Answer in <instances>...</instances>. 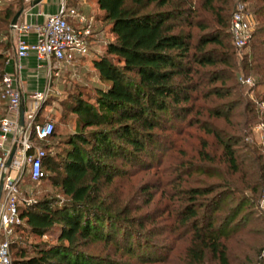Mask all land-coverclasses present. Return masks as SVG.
<instances>
[{
  "label": "trees",
  "instance_id": "obj_1",
  "mask_svg": "<svg viewBox=\"0 0 264 264\" xmlns=\"http://www.w3.org/2000/svg\"><path fill=\"white\" fill-rule=\"evenodd\" d=\"M216 1L220 2L214 15L218 28L207 29L194 21V11L186 0H93L95 14L108 23L111 39L103 43V53L90 61L95 76L90 92L72 97L68 104L72 131L59 139L55 153L45 155L41 162L45 173L37 182H47L59 196L46 194L18 207L22 224L15 227L9 245L11 260L15 250L12 264L165 262L163 253L151 242L153 231L146 229L152 220L140 215L137 207L127 211L105 190L115 179L132 174L125 173L126 167L130 170L148 157L160 130V115L184 116L191 110L196 81L204 85L220 80V71L205 69L226 67L229 57L225 53H232L234 47L228 31L231 15L220 18L218 10L224 1ZM204 2L209 8L213 0ZM22 4L0 9V25L5 30L0 31L5 39L0 43V80L4 52L9 47V23ZM67 6L90 17L92 34H100L93 30L95 16L86 15L78 6ZM192 29L201 33L194 35ZM263 34L264 24L257 27L249 42ZM261 60L252 56L253 63ZM253 70L261 73L264 67L256 65ZM214 90L217 97L229 95ZM212 113L222 117L219 109ZM55 137L52 125L45 139ZM215 140L222 147L229 172L241 170L242 161L235 152L238 140ZM118 162L127 166H118ZM139 193L145 198L142 204L147 205L151 200L147 186H141ZM209 194L212 189L204 187L185 191L186 203L177 212L178 222L189 224V264H203L206 255L216 264H228L226 233L212 216L219 210L221 197L198 202ZM22 232L40 241L31 243L27 250L17 247L15 235Z\"/></svg>",
  "mask_w": 264,
  "mask_h": 264
},
{
  "label": "rangeland",
  "instance_id": "obj_2",
  "mask_svg": "<svg viewBox=\"0 0 264 264\" xmlns=\"http://www.w3.org/2000/svg\"><path fill=\"white\" fill-rule=\"evenodd\" d=\"M23 0L1 1L0 9L9 6L15 9ZM53 5L57 0H47ZM70 6H78L86 15L96 17L94 31H100L95 51L102 54L103 43L111 39L109 25L96 16L93 0H65ZM194 11V21L206 25L207 29H217L215 12L219 1L213 0L208 8L205 0H186ZM221 1V0H220ZM219 17L229 18L234 12L242 13L250 22L251 35L264 24V0H223ZM16 2V3H15ZM15 3V4H14ZM262 9V10H261ZM259 10H261L259 12ZM257 12V13H256ZM231 17V16H230ZM223 20V19H222ZM230 20V19H229ZM229 27V26H228ZM0 31H5L0 25ZM194 35L201 33L191 30ZM251 37V36H250ZM257 40V41H256ZM3 41L2 43H4ZM260 44H259V43ZM257 43V44H256ZM213 46H206L212 49ZM234 47V46H233ZM1 49V47H0ZM229 57L226 67L215 66L221 72L220 80L211 84L197 85L189 104L190 112L180 118L160 115V130L156 131L154 146L141 164L125 173H132L123 179L114 180L105 191L117 198L120 206L127 211L139 208L140 215H147L146 229H151V242L161 251L165 262L162 264H189V224L178 222L177 212L185 205V191L191 188H210L212 194L198 200L221 197L219 210L213 212L215 221L221 222V232L226 233L228 264H262L264 256V72L254 71L256 65L264 67V34L253 38L245 47L225 53ZM262 57L252 62V56ZM58 75L50 83L51 90L40 105V116L36 122L53 125L56 137L53 140H33L45 155H53L57 141L70 133L73 123L67 113L72 97L86 95L95 82L94 72L87 57H76L72 61L51 63ZM221 81V82H220ZM44 88L45 81L39 83ZM219 89L229 93L226 97L214 94ZM213 109H219L222 117H214ZM222 141L238 140L236 154L243 168L231 174L223 158ZM45 172L41 169V174ZM146 185L151 197L143 205L145 198L139 188ZM248 187H253L250 192ZM21 198L33 201L46 194L59 196L47 182L30 181L24 175L19 185ZM219 193L218 195H216ZM219 199V198H218ZM207 211V210H205ZM204 211V212H205ZM132 212H130L132 214ZM201 213V212H199ZM130 214V215H131ZM138 214V215H139ZM136 215V214H135ZM200 215V214H199ZM208 215V214H207ZM216 223V222H215ZM40 241L36 237L17 233V247L26 249L31 243ZM12 251V260L15 259ZM131 264H137L132 260ZM203 264H216L207 255Z\"/></svg>",
  "mask_w": 264,
  "mask_h": 264
},
{
  "label": "built area",
  "instance_id": "obj_3",
  "mask_svg": "<svg viewBox=\"0 0 264 264\" xmlns=\"http://www.w3.org/2000/svg\"><path fill=\"white\" fill-rule=\"evenodd\" d=\"M1 1L8 2L0 0V3ZM23 1L27 3L31 0ZM91 24L90 17L68 7L66 1L61 0L57 13L45 15L40 27H14L17 34L15 57L24 59L32 55L36 69L45 68L47 79L50 80L53 75L51 63L69 62L76 57H87L91 54L95 42L90 39L100 35L92 34ZM228 31L235 48L240 49L248 44L251 26L242 13H232ZM30 33L34 34L33 43H27L23 39ZM49 90L47 85L42 92H34L30 96L31 109L23 113V126L17 128L19 92L8 75L3 74L0 80V105L3 106V115L0 117V176L3 175L0 193V264H12L9 245L15 227L22 224L17 210L23 203H30L21 198L19 185L22 177L27 175L31 181H37L42 175L41 162L45 153L34 145L33 140H43L52 132L51 123L36 122L40 105ZM14 143V154L9 167L5 169L3 165Z\"/></svg>",
  "mask_w": 264,
  "mask_h": 264
},
{
  "label": "crops",
  "instance_id": "obj_4",
  "mask_svg": "<svg viewBox=\"0 0 264 264\" xmlns=\"http://www.w3.org/2000/svg\"><path fill=\"white\" fill-rule=\"evenodd\" d=\"M60 2L61 0H57L53 5H49L47 0H41L37 5L29 8L27 7L28 2L25 3L23 1L22 7L26 6V8L23 14L18 19L16 26L20 27L22 25H29L31 27H40L44 22L45 15L57 13L59 6H60ZM16 39H17L16 32L14 30L13 31L9 30V35L7 38L9 47H8V50L4 52L6 61L4 64L3 74L8 75L12 79L13 85L18 90L19 95H20V104L23 106L24 112H26L31 109L30 96L34 92H42L45 89V87H47V85H49L50 87L51 81L57 77L58 73L54 72L55 68L51 66L53 70L52 71L53 75L51 76L52 80L51 78L49 80L47 79L45 68L40 69V70L36 69L35 59L32 55H29L28 57L24 59H17L14 53ZM23 39L27 43H33L35 39L34 34L30 33L26 35V37H24ZM3 41H5L4 37H0V43ZM94 46H92L91 54L87 56V58L89 59V62L95 57L94 53L95 54L98 53L97 51H95L96 47ZM53 76H56V77H53ZM92 78L94 79L95 76L92 75ZM42 80L45 81V86L41 90L39 83ZM0 106L3 112V106L2 105ZM40 113L41 112L39 111L38 116H40Z\"/></svg>",
  "mask_w": 264,
  "mask_h": 264
},
{
  "label": "water",
  "instance_id": "obj_5",
  "mask_svg": "<svg viewBox=\"0 0 264 264\" xmlns=\"http://www.w3.org/2000/svg\"><path fill=\"white\" fill-rule=\"evenodd\" d=\"M41 0H31L28 2V5L27 7L31 8V7H34L35 5H37ZM26 6H23L21 7L15 14L14 16L12 17L10 23H9V29L11 31L14 30V27L16 26L17 22H18V19L20 18V16L23 14L24 10H25ZM23 113H24V110H23V106L20 104L19 107H18V114H17V128H21L23 126ZM15 148H16V145L15 143L12 145L11 149H10V152L7 156V159L4 163V168L7 169L9 167V164H10V161L12 159V156L14 154V151H15ZM2 179H3V175L0 176V193H1V189H2Z\"/></svg>",
  "mask_w": 264,
  "mask_h": 264
}]
</instances>
